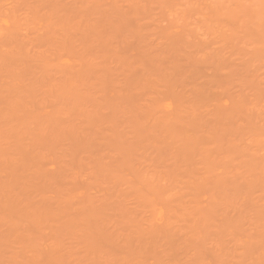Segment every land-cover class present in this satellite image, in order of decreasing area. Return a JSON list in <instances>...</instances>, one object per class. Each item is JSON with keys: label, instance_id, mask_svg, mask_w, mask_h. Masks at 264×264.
Listing matches in <instances>:
<instances>
[{"label": "rangeland", "instance_id": "obj_1", "mask_svg": "<svg viewBox=\"0 0 264 264\" xmlns=\"http://www.w3.org/2000/svg\"><path fill=\"white\" fill-rule=\"evenodd\" d=\"M0 39V264H264V0H0Z\"/></svg>", "mask_w": 264, "mask_h": 264}, {"label": "bare ground", "instance_id": "obj_2", "mask_svg": "<svg viewBox=\"0 0 264 264\" xmlns=\"http://www.w3.org/2000/svg\"><path fill=\"white\" fill-rule=\"evenodd\" d=\"M45 3H47V2H45ZM10 32H11V30H10ZM10 32H9V33H10ZM13 32H14V30H13L11 33H13ZM7 33H8V30H7ZM16 33H17V32H16ZM10 36H11V34H10ZM12 36H15V35H12ZM12 36H11V37H12ZM13 38H14V37H13ZM0 40H1V39H0ZM12 40H13V39H12ZM8 41H10V40H8ZM9 43H10V42H9ZM61 72H63V71H61ZM5 102H7V101H5ZM4 104H5V103H4ZM7 104H8V103H7ZM39 118H40V117H39ZM43 118H44V117H43ZM41 119H42V118H41ZM26 120H27V119H26ZM45 120H46V119H45ZM45 120H44V121H45ZM27 121H28V123H30L31 121H33V123L35 122V125H36L37 122H39V121H34L33 118L30 120V122H29V119H28ZM45 122H46V121H45ZM46 123H48V122H46ZM33 125H34V124H33ZM39 125H40V124H39ZM44 125H45V123H44ZM37 126H38V125H37ZM37 126L35 127V129H39V128H40V126H39V128H38ZM42 128H43V127H42ZM47 128H48V127H47ZM44 129H45V128H44ZM44 131H45V130H44ZM43 134H44V133H43ZM92 245H93V247H94V244H92ZM92 245H90V246H92ZM90 246H89V247H90ZM89 247H88V248H89ZM89 250L91 251V250H93V249H90V248H89Z\"/></svg>", "mask_w": 264, "mask_h": 264}]
</instances>
